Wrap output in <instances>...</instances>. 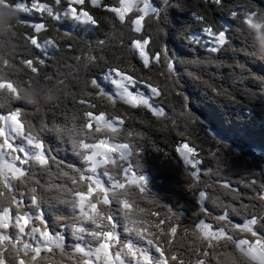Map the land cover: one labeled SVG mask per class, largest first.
<instances>
[{
  "label": "trees",
  "instance_id": "trees-1",
  "mask_svg": "<svg viewBox=\"0 0 264 264\" xmlns=\"http://www.w3.org/2000/svg\"><path fill=\"white\" fill-rule=\"evenodd\" d=\"M151 1L159 10V21L155 16L145 17L142 31L137 33L132 27L136 10L126 14L122 22L115 13L93 7L88 0V10L98 24L90 30H70L69 36L62 29L58 32V22L47 16L34 18L46 25L36 33L32 23L25 20L30 16L14 10L16 0H0V75L6 77L3 82L19 87L15 94L0 90V115L20 109L21 126L26 133L31 127L48 157L44 166L35 162L26 165V177L14 183L29 200L31 190L36 189L37 202L32 208L42 211L48 227L63 238L65 247L63 256L59 250L42 253L47 257L44 264H76L79 256L73 255L75 245L95 243L90 236L76 232V226L88 230L93 226L78 218L74 202L56 186L70 185L76 170L86 168L85 153L76 136L86 122V112L119 118V134L114 138L111 133L100 135L98 139L133 144L131 162L136 173L145 177L146 197H154L179 217L177 232L170 235L169 242L181 251L185 262L199 256L205 264H232L240 256L231 242L201 243L193 236L200 220L233 234L232 226L242 224L253 212L264 215L259 202L264 192L258 191L264 180V0ZM37 2L55 7V0ZM100 3L118 6V0ZM254 11L257 14L248 17ZM207 27L215 33L226 29L225 44L212 49L201 40ZM29 33L41 45L49 39L55 40V45L46 51L36 48L25 39ZM141 37L149 40L146 52L156 58L150 61L151 68L144 67L130 43ZM157 49L161 50L159 63ZM165 50L171 54V73L164 62ZM25 58L44 59L45 63L37 65L33 74L23 65ZM109 68L131 75L143 86L155 87L160 95L153 96L152 101L164 115L157 117L148 108H133L121 100L102 97L92 88L91 80ZM215 131L227 139H220ZM185 143L195 149L199 161L195 181L193 168L176 152L177 146ZM253 179L255 189L250 187ZM192 183L197 190L188 187ZM199 191L206 193L203 212L197 200ZM140 196V190L134 188L123 198L150 207ZM243 205H247L246 210ZM233 207L241 209L240 214L233 213ZM108 211L115 218L121 243L148 247L137 233L125 230L131 225L117 202L113 201ZM226 214V220L217 219ZM257 226L264 231V225ZM236 235L247 238L242 233ZM194 245L196 254L192 255ZM133 262L125 259L127 264Z\"/></svg>",
  "mask_w": 264,
  "mask_h": 264
},
{
  "label": "snow or ice",
  "instance_id": "snow-or-ice-1",
  "mask_svg": "<svg viewBox=\"0 0 264 264\" xmlns=\"http://www.w3.org/2000/svg\"><path fill=\"white\" fill-rule=\"evenodd\" d=\"M90 2L93 7H104L106 11L115 13L122 22L125 21L126 14L135 9L139 15L132 24L137 33L142 31L141 24L145 21V17L151 19L155 16L159 21V10L149 0H143L142 6L141 0H119V6L106 3L102 5L100 0H90ZM16 6L20 13H32L33 10L46 12L57 22L64 17H70L92 28L98 24L96 17L88 10V0H67L66 3L65 0H55V7L32 0L30 6L26 2H18ZM57 9H63L62 15ZM256 14L257 11H254L247 15L251 17ZM22 22L27 24L24 19ZM31 27L36 33H40L46 25L33 23ZM57 31L59 32V28ZM204 31L211 35L214 43L225 44L226 29L219 31L218 34L211 27L205 28ZM64 35L70 36L71 32L65 31ZM25 39L30 41L31 45L45 51L50 45H55L53 39L45 40L41 45L37 37L31 33L27 34ZM130 43L139 50L144 67L151 68L149 57L145 54V45L149 44V40L141 37ZM156 55L157 63H159L160 49L156 50ZM170 56L171 54L166 50L163 52L164 62L171 73L173 62ZM3 62L8 63L7 60ZM22 63L36 74L37 65L44 64L45 60L25 58L22 59ZM5 80L6 77L0 75V90L7 89L12 94L19 92L17 84L14 86V82L5 83L3 82ZM109 80L111 85L115 86V91L107 83ZM139 84V80L133 79L131 75L125 76L122 71L114 68H109L102 78L97 76L91 80L92 88L98 90L102 97L108 100L118 97L133 108H148L155 116H163V109L155 107L152 101V97L158 98L160 93L150 84L147 85L150 89L149 94L140 92ZM184 100L186 101L187 97H184ZM19 113L20 109H17L8 115H0V264H44L47 257L42 256V253H53L59 250L60 255L63 256L65 247L63 238L58 233H53L48 227L42 211L38 208L33 210L32 206H35L37 202L34 194L36 189L31 190L33 194L29 200L25 198L24 193L18 192L15 186L14 182H21L26 177L25 166L30 162L40 166L48 163L42 142L38 136L32 135L30 126L27 133L25 132L18 118ZM116 119L119 118L111 115L106 119L104 113L95 116L91 112L85 113L86 122L76 131V136L79 147L85 153L83 159L86 162V168L76 170L71 177L70 185H56L74 202L78 210V218L93 226L91 230L76 226L77 233L86 234L95 241L94 244L87 246L83 243L75 245L73 255L79 256L76 264H125L126 258H131L134 264H205L199 256L195 260L189 259L185 262L181 251L169 242L170 235L177 232L176 225L180 222L179 217L172 209L160 205L154 197H146L145 177L136 173L131 162L133 144L113 143L112 139H98L100 135L108 136L111 133L114 138L119 134L120 129L115 126ZM93 120L95 121L94 129L92 128ZM131 135L129 133V136ZM140 135L142 138L143 135ZM21 137L24 139L23 144L19 142ZM90 138L92 142H89ZM24 144L35 151L29 152ZM176 152L186 166L191 165L193 169H196L191 172V177L195 181L198 177L199 164L195 159V149L185 143L177 146ZM188 187L196 189V184H189ZM250 187L256 188L254 179L250 182ZM134 188L140 190V199H146L150 207H141L138 202H129V199L123 198L130 196ZM258 191L264 192L262 179ZM205 198V191H199L197 200L201 212L204 211ZM113 201L118 203L126 223L131 225L125 230L137 233L146 243L147 248H136L131 242L121 243L115 218L108 211ZM259 202L261 206H264V195L259 197ZM152 208L156 210L153 211ZM161 208L167 211L161 213ZM242 208L246 210L247 205H243ZM231 211L240 214L241 209L233 207ZM217 219L224 221L227 219V214ZM258 224L264 225V215L253 212L251 217L245 218L242 224L232 226L233 234H227V230L223 228L215 232L210 231L212 226L200 220L198 224H195L193 236L201 243L215 240L223 241L226 245L231 242L240 253L238 258L232 260V264H264V231H261ZM236 233H242L247 238H239ZM195 254L196 246L194 245L192 255Z\"/></svg>",
  "mask_w": 264,
  "mask_h": 264
},
{
  "label": "rangeland",
  "instance_id": "rangeland-1",
  "mask_svg": "<svg viewBox=\"0 0 264 264\" xmlns=\"http://www.w3.org/2000/svg\"><path fill=\"white\" fill-rule=\"evenodd\" d=\"M66 2H67V0H65ZM18 2H26L29 6L31 5V2H32V0H30V1H28V0H16V4L13 6L14 7V10H16V11H19L18 10V8H17V3ZM149 2L154 6V3L151 1V0H149ZM142 3H143V0H141V6H142ZM118 6H119V0H118ZM155 7V6H154ZM133 11H135V9L133 10ZM20 12V11H19ZM62 13L63 12H61V15H62ZM130 13V12H129ZM25 14H28V16H30V18L28 17V18H26L25 17V20H27V21H29V22H31L32 24L33 23H43L41 20H37V19H34V18H36V17H41V18H44V17H49L48 16V14L45 12V13H41V12H39V11H37V10H33L32 11V13H25ZM128 14V13H127ZM138 15H139V13H138ZM137 15V16H138ZM137 16L136 17H134V19L133 20H135L136 18H137ZM65 20H67L68 22H66ZM62 24V28L60 27V25L59 24ZM59 29H62L64 32L65 31H70V30H73V29H79L80 27L82 28V29H84V30H90L92 27H90V26H86L85 24H81V23H79L78 21H76V20H74V19H72V18H70V17H64L63 19H61L58 23H57V25H56ZM132 27H133V29H134V25H132ZM143 27V21H142V24H141V28ZM218 34V33H217ZM203 38L201 37H198V39L200 38L201 40H203V41H205V42H207V43H209L211 46H212V49H215V48H217L218 46H220L221 44H216V43H214L213 42V38L211 37V35H209V34H206L205 33V31H204V33H203ZM141 42H142V40H141ZM50 47V46H49ZM49 47H48V50H49ZM132 47H133V49H135L134 48V45H132ZM136 50V53H137V55L139 56V58L141 59V61L143 62V58L142 57H140V55H139V50L138 49H135ZM145 54L146 55H148V57H149V63H150V61L151 60H156V58L155 57H153V58H151V56L146 52V49H145ZM107 73V72H106ZM105 74V73H104ZM104 74H102V76H101V78L103 77V75ZM125 76H129V75H126V74H124ZM117 78H119V77H117ZM110 86H111V88H112V90L113 91H115V86L114 85H111V81L109 80L108 82H107ZM131 90V89H130ZM139 91L140 92H144V93H146V94H149L150 93V89L147 87V86H143L141 83L139 84ZM115 99H118L119 100V98L118 97H114ZM129 105V104H128ZM155 107H157V106H155ZM157 108H159V107H157ZM19 118V117H18ZM106 118V117H105ZM107 119V118H106ZM92 123L93 124H95V121L93 120L92 121ZM119 125V121H116L115 120V126L117 127ZM213 131V130H212ZM216 136H218L220 139H224V138H226L227 139V137H225V135H223V134H221V133H219L218 131H215V133H214ZM19 142L20 143H24V139H23V137H21L20 138V140H19ZM24 146L29 150V152H34L35 150L34 149H32L30 146H28L27 144H24ZM196 159V158H195ZM197 160V159H196ZM198 161V160H197ZM199 162V161H198ZM188 167H190L191 168V165H188ZM198 167H199V165H198ZM193 170H196V169H193ZM102 175V174H101ZM106 179V178H105ZM210 231H213V232H215V231H219L218 229H215V228H213V227H211L210 228ZM85 246H87V245H89V244H87V243H83ZM125 264H127V263H125ZM133 264H134V262H133Z\"/></svg>",
  "mask_w": 264,
  "mask_h": 264
}]
</instances>
